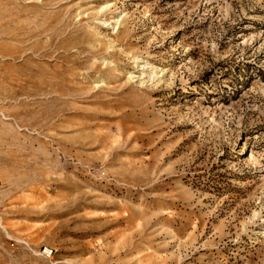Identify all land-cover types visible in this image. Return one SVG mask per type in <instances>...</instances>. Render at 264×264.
<instances>
[{
    "label": "rangeland",
    "instance_id": "rangeland-1",
    "mask_svg": "<svg viewBox=\"0 0 264 264\" xmlns=\"http://www.w3.org/2000/svg\"><path fill=\"white\" fill-rule=\"evenodd\" d=\"M0 264H264V0H0Z\"/></svg>",
    "mask_w": 264,
    "mask_h": 264
},
{
    "label": "built area",
    "instance_id": "built-area-1",
    "mask_svg": "<svg viewBox=\"0 0 264 264\" xmlns=\"http://www.w3.org/2000/svg\"><path fill=\"white\" fill-rule=\"evenodd\" d=\"M44 252H45L47 255H52L53 250H52V249L45 248V249H44Z\"/></svg>",
    "mask_w": 264,
    "mask_h": 264
}]
</instances>
